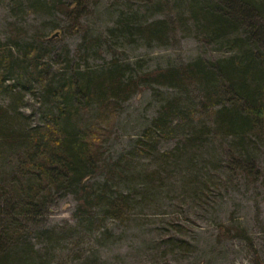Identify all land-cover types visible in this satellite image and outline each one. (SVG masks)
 I'll use <instances>...</instances> for the list:
<instances>
[{"label": "trees", "instance_id": "16d2710c", "mask_svg": "<svg viewBox=\"0 0 264 264\" xmlns=\"http://www.w3.org/2000/svg\"><path fill=\"white\" fill-rule=\"evenodd\" d=\"M26 1L30 2L19 0V4ZM155 3L158 10L167 11L165 18L142 21L134 14L119 18L118 35L123 41L166 44L178 27L187 26L205 43L217 44L220 55L142 72L114 57L95 68L86 62L72 70H52L43 47L20 43L17 37L0 42V85L9 73L23 79V83L7 85L5 92L12 93L19 84L38 94L47 107L34 123L18 97L9 104L0 102V264H41L43 248L31 241L29 230L60 197L71 196L75 201L70 235H61L54 227L43 228L39 234L58 251L63 250L58 247L61 243L77 242L71 236L73 230L105 233L107 222L125 223L152 189L163 186L169 167L185 174L186 186H200L209 172L197 167L198 160L209 162L215 157L216 144L225 157L219 162L228 169L248 178L260 172L264 0ZM56 4L73 22L66 31H76L86 0H56ZM29 6L37 10L35 4ZM173 12L175 16L169 17ZM81 42L89 49L92 38L83 35ZM152 85L174 89L175 94L161 101L129 150L115 158L107 155L106 143L123 104ZM163 140L175 143L161 150ZM136 158H154V170L137 172L132 164Z\"/></svg>", "mask_w": 264, "mask_h": 264}, {"label": "rangeland", "instance_id": "374dc122", "mask_svg": "<svg viewBox=\"0 0 264 264\" xmlns=\"http://www.w3.org/2000/svg\"><path fill=\"white\" fill-rule=\"evenodd\" d=\"M156 1L86 0L80 13V27L69 34L66 29L70 27L66 26L73 22L60 12L56 0H30L31 4L0 0V42L17 37L20 43L43 47L52 70H72L86 62L95 68L114 57L130 64L133 71L142 72L180 65L198 56L220 55L217 44L205 43L187 26L178 27L166 44H149L134 38L131 40L135 41H123L118 35L119 18L134 14L138 20L151 21L167 16L165 9H157ZM32 4L36 11L29 6ZM173 13L169 17H174ZM83 35L92 38L89 49L81 46ZM10 74L0 85V102L9 104L18 97L23 112L30 121L37 122L46 105L40 102L38 94L23 90L19 84L12 93H6L7 85L23 83L16 74ZM172 94L174 89L152 85L132 95L119 112L106 143V154L115 158L129 150L155 116L161 101ZM174 143L163 140L159 147L169 149ZM214 149L216 156L208 158L209 162H196L197 167L209 172L197 188L183 184L185 174L169 167L171 173L161 182L163 186L152 189L146 202L139 204L125 223L107 222L105 233L102 229L90 235L73 230L71 236L77 242L61 243L58 247L63 246V250L59 251L52 250L39 235L43 228L53 227L61 235H70L68 225L73 227L75 223V201L71 196L56 199L41 221L29 230L31 241L43 248L41 264H264V146L257 158L260 172L254 173L257 177L250 175L251 178L225 167L219 162L225 158L220 145L216 144ZM132 164L137 172L148 173L156 163L154 158H136Z\"/></svg>", "mask_w": 264, "mask_h": 264}]
</instances>
